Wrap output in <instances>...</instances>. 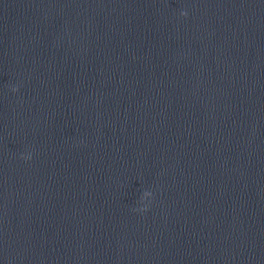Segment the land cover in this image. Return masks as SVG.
<instances>
[{
	"label": "water",
	"instance_id": "95a60500",
	"mask_svg": "<svg viewBox=\"0 0 264 264\" xmlns=\"http://www.w3.org/2000/svg\"><path fill=\"white\" fill-rule=\"evenodd\" d=\"M0 264H264V0H0Z\"/></svg>",
	"mask_w": 264,
	"mask_h": 264
},
{
	"label": "clouds",
	"instance_id": "9594fccd",
	"mask_svg": "<svg viewBox=\"0 0 264 264\" xmlns=\"http://www.w3.org/2000/svg\"><path fill=\"white\" fill-rule=\"evenodd\" d=\"M182 15H185L186 16L187 15V12L186 11L182 12ZM12 90L13 91H18L19 89H18V87H13ZM24 159H31V155L29 154V155L25 156Z\"/></svg>",
	"mask_w": 264,
	"mask_h": 264
}]
</instances>
